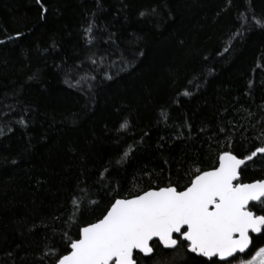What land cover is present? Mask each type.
Listing matches in <instances>:
<instances>
[{
  "label": "trees",
  "instance_id": "trees-1",
  "mask_svg": "<svg viewBox=\"0 0 264 264\" xmlns=\"http://www.w3.org/2000/svg\"><path fill=\"white\" fill-rule=\"evenodd\" d=\"M253 16L264 21V0H0V264H56L65 234L78 239L115 199L182 191L220 152L264 146V27ZM68 74L95 79L77 89ZM246 164L241 182L264 180V157ZM80 189L95 203L76 212ZM254 237L246 259L264 246ZM174 255L155 246L154 259ZM184 259L210 264L186 247Z\"/></svg>",
  "mask_w": 264,
  "mask_h": 264
},
{
  "label": "snow or ice",
  "instance_id": "snow-or-ice-1",
  "mask_svg": "<svg viewBox=\"0 0 264 264\" xmlns=\"http://www.w3.org/2000/svg\"><path fill=\"white\" fill-rule=\"evenodd\" d=\"M252 21L257 27H264V21L255 16ZM86 32L91 44V25ZM241 34H234L233 39ZM16 35L19 38L21 34ZM94 79L81 77L73 82L68 74L65 83L80 89L82 83ZM190 94L183 92L184 96ZM161 115L166 117L165 113ZM19 124L26 127L23 119ZM127 128V120L121 122L120 130ZM128 155V151L124 152L116 163L121 164ZM258 156L264 157V146L255 147L243 158L222 151L217 166L206 171L195 169L182 191L169 184L115 199L101 219L80 228L78 239L65 234L71 250L59 255L56 264H139L137 257L141 254L153 259V264H186L185 247L188 253L203 257L210 264H264V246L256 248L250 259L244 258L256 247L250 233L264 236V214L252 210L259 206L264 211V180L241 182L242 166ZM107 171L106 168L101 172V178ZM90 197V190L80 189L79 197L72 200L75 211L85 202L95 203ZM155 246L173 250L175 255L167 260L154 259ZM52 254L57 255L55 251Z\"/></svg>",
  "mask_w": 264,
  "mask_h": 264
},
{
  "label": "flooded vegetation",
  "instance_id": "flooded-vegetation-1",
  "mask_svg": "<svg viewBox=\"0 0 264 264\" xmlns=\"http://www.w3.org/2000/svg\"><path fill=\"white\" fill-rule=\"evenodd\" d=\"M251 236H256V235H258V234H250ZM195 255V254H194ZM196 256V255H195ZM198 257V256H197ZM201 258H203V257H201ZM204 260H206L205 258H203Z\"/></svg>",
  "mask_w": 264,
  "mask_h": 264
},
{
  "label": "rangeland",
  "instance_id": "rangeland-1",
  "mask_svg": "<svg viewBox=\"0 0 264 264\" xmlns=\"http://www.w3.org/2000/svg\"><path fill=\"white\" fill-rule=\"evenodd\" d=\"M250 258H251V257H250ZM250 258H249V259H250ZM257 264H258V261H257Z\"/></svg>",
  "mask_w": 264,
  "mask_h": 264
},
{
  "label": "water",
  "instance_id": "water-1",
  "mask_svg": "<svg viewBox=\"0 0 264 264\" xmlns=\"http://www.w3.org/2000/svg\"><path fill=\"white\" fill-rule=\"evenodd\" d=\"M243 167V166H242ZM251 203V202H250ZM251 234V233H250ZM71 250V249H70ZM142 255V254H141Z\"/></svg>",
  "mask_w": 264,
  "mask_h": 264
}]
</instances>
